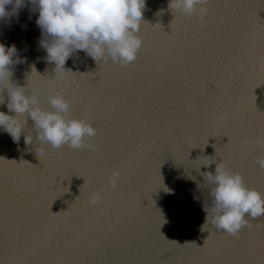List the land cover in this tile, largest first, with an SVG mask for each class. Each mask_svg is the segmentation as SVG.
<instances>
[{
  "label": "water",
  "instance_id": "1",
  "mask_svg": "<svg viewBox=\"0 0 264 264\" xmlns=\"http://www.w3.org/2000/svg\"><path fill=\"white\" fill-rule=\"evenodd\" d=\"M168 4L146 0L143 44L128 66L74 52L67 88L42 47L38 10L25 0L0 20V43L21 61L11 83L46 111L62 93L68 116L97 130L90 151L41 144L30 117L18 142L0 128V264H264V216L246 214L251 226L238 236L216 229L211 212L206 223L213 185L201 175L224 162L264 193V147L255 144L264 132V0H209L202 20ZM0 94V111L15 115L7 89Z\"/></svg>",
  "mask_w": 264,
  "mask_h": 264
},
{
  "label": "clouds",
  "instance_id": "2",
  "mask_svg": "<svg viewBox=\"0 0 264 264\" xmlns=\"http://www.w3.org/2000/svg\"><path fill=\"white\" fill-rule=\"evenodd\" d=\"M28 3L33 6V11L39 12L36 23L44 37L42 47L47 52V60L54 62L55 70L61 72L60 79L65 81V88L69 86L63 74L65 63L78 50L84 51L97 63L110 59L113 63L128 66L137 59L143 44L138 33L146 0H28ZM208 3L209 0H169L168 8L189 17L197 14L202 20L207 14ZM24 5L25 0H0V20L18 13ZM16 55L15 46L6 47L0 43V87L3 91L7 89V108L15 113L9 115L0 111V128L18 142L27 117H30L34 122L36 139L41 144L52 148L67 145L73 149L96 151V145L86 141L94 138L97 130L86 116H68L71 102L62 93L48 97L52 110L46 111L39 106L38 95H29L26 87L11 83L13 73L10 66L21 62L14 61ZM4 102L5 98L0 94V104ZM20 116H26L24 123L18 119ZM32 140L33 137L25 136L26 144H31ZM255 144L264 147V132L256 137ZM247 146V142L242 144V148ZM212 163L215 161L204 166ZM256 163L264 170V155L257 157ZM201 175L213 185L209 193L212 206L205 209L206 223L211 212V223L216 229L238 236L243 227L251 226L246 214L251 218L264 216V193L247 187L241 173L233 172L224 162H219L216 163L215 174L205 172ZM119 178V172H113L109 184L115 188ZM99 200L100 195L94 193L89 204L95 206Z\"/></svg>",
  "mask_w": 264,
  "mask_h": 264
}]
</instances>
